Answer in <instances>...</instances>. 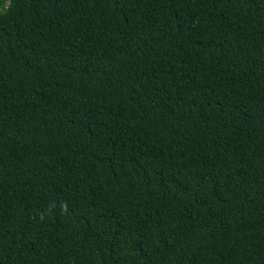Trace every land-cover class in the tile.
Wrapping results in <instances>:
<instances>
[{
    "label": "trees",
    "instance_id": "16d2710c",
    "mask_svg": "<svg viewBox=\"0 0 264 264\" xmlns=\"http://www.w3.org/2000/svg\"><path fill=\"white\" fill-rule=\"evenodd\" d=\"M0 264H264V0H0Z\"/></svg>",
    "mask_w": 264,
    "mask_h": 264
}]
</instances>
